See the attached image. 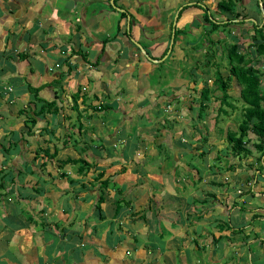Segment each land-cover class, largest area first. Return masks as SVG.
<instances>
[{
    "label": "crops",
    "instance_id": "1",
    "mask_svg": "<svg viewBox=\"0 0 264 264\" xmlns=\"http://www.w3.org/2000/svg\"><path fill=\"white\" fill-rule=\"evenodd\" d=\"M112 1L0 0V180L11 181L5 187L6 194L0 191V264L258 263L260 256L255 245L261 244L256 242L259 237L233 242L221 232H230L229 227L218 228V222L230 223L227 204L214 202L218 207L215 208L206 204L208 200L204 198L201 207L194 205L190 211L193 199L199 198L192 196L197 182L192 186L184 177L180 199L174 201V193L166 191L162 182L159 183L166 193L154 191L153 196L146 177L153 176L151 183L157 175L167 176L168 172L159 169L161 172L156 174L140 168L146 167L147 158L151 160L157 153L177 154L181 148L174 159L187 153L174 141L178 133L156 125L158 116L154 109L161 107L171 112L177 122L190 123L194 101L199 100L190 95V89H196L194 85L173 86L169 82L159 95L156 88L160 84L156 80H151L152 87L142 81L151 73L157 77L163 73L157 57L167 47V22L172 24L180 2L192 4L180 12L177 26L185 28L184 36L193 47L197 40L205 38L204 32L209 28L202 19L200 5L217 21L226 19L229 13L216 9L218 0H115L118 9L112 8ZM231 1V12L245 16L241 23L237 18L232 23L246 28L256 24L264 32V13L257 11L258 6L264 11V0H253L252 9H248V0ZM120 10H126L130 16L122 17ZM119 49L124 53L120 54ZM74 50L83 52L86 61ZM146 52L149 60L143 58ZM128 57L137 60L129 62ZM193 68L196 69L195 65ZM194 77L197 84L203 81H195ZM27 85L38 88L37 98L27 91ZM201 87H207L206 83L197 88ZM182 89L185 92L179 93ZM55 92L60 110L36 117L28 130L31 134H24L32 110L50 100ZM170 99L180 101L181 108L171 109ZM102 106L105 109L99 108ZM144 113L147 129L154 125L157 134L134 139L133 153L124 157V147H131L124 144L126 136L138 137L142 133H133L136 128L131 122L135 117L140 121ZM121 131L128 133L121 135ZM40 148H46L48 154L55 149L54 161L45 154L46 159L34 160V154L43 153ZM67 156H80L92 167L78 173L71 164L58 166L56 160ZM120 166H124V171L118 172ZM205 169L210 172V165ZM6 170L15 172L9 174ZM141 170L145 171L144 177L140 176ZM98 172L102 174L95 180ZM61 173L64 175L60 176ZM248 177L236 176L234 181L248 188L247 182L242 183ZM105 178L111 183L102 190L103 201L98 210L94 205L99 181ZM250 181L249 190L254 182ZM206 183L220 182L213 178L200 182L202 187ZM205 194L213 198L211 191ZM118 198L127 204H121L115 212L114 201ZM79 199L89 208L87 212L77 206ZM153 201L155 213L149 209L144 215L143 210L152 206ZM53 202H59V206H53ZM237 211L230 208L232 214ZM256 215L253 213V218ZM53 217L57 218L55 223L50 220ZM239 228L237 231L243 230ZM238 244L241 249L246 244L247 252L238 251ZM193 252L197 255L193 256ZM258 264H264V260Z\"/></svg>",
    "mask_w": 264,
    "mask_h": 264
},
{
    "label": "rangeland",
    "instance_id": "2",
    "mask_svg": "<svg viewBox=\"0 0 264 264\" xmlns=\"http://www.w3.org/2000/svg\"><path fill=\"white\" fill-rule=\"evenodd\" d=\"M253 0H248L247 5L248 9H252L255 7V4H252ZM86 2V1H85ZM187 2V1H186ZM182 2H180L181 4ZM113 8V6H112ZM114 8L118 9L116 7V3L114 2ZM176 8V7H175ZM256 9L254 11L256 12ZM122 10V9H121ZM120 10V11H121ZM187 10V9H186ZM119 11V12H120ZM257 11L260 14H263L264 11L258 6ZM185 12V10L183 11ZM224 12L222 11V14ZM229 15L232 16L233 13L229 12ZM235 19V18H234ZM232 19V22L233 20ZM161 20L164 22L165 18L162 16ZM230 22L229 26H224V30H219L217 28L215 31L212 32V35L215 36L217 39L221 40L218 44L215 45L214 52L212 53V56L208 57L209 54H206V51H203L204 49V42L202 40H197L196 41V47L193 46L189 40L188 37H185L186 31H183V34L177 35L174 39L171 38L170 35H166V43H167V50L165 54L159 59L161 60L158 65H161L163 73L162 75L159 74L157 77L155 73H151L148 76H146L145 81L143 83L147 86L152 87V81L154 80L157 81L158 85L156 88V91L159 95H161L162 90L165 88L166 83L171 82V84L174 86L176 84L182 85V87H187L190 84L195 86L196 89L193 90L194 94L192 96H195L198 93V90L200 85L203 83H206V86L208 87L209 94L208 98L206 101V107L203 110V112H200L199 115H197V109L198 106L196 105L195 101L199 103L200 99L197 101H194V110L195 112L192 113L191 117V122L185 123L184 121L180 120V122H177L175 120L174 115H172L171 112L169 111H163L161 107L155 108V115L158 116V123L160 124V128H166L167 130H170L171 132L178 133V136H176L174 141L178 144L184 147V151L187 153H182L179 155L178 154L182 151L180 148V151L177 154H166L164 155L163 153H157V155L154 156L153 159H148L145 161L146 167H140L142 169L147 168L146 171L152 172V173H158L161 172L160 170H166V173L168 172L167 176L165 175H157L156 180H153L151 183L150 181L152 180L151 177H146L147 181L149 184L152 185L151 187V192L153 196H155L154 191H158V193H166V191H172L175 195L174 201L177 199H180L181 197V189L184 186V182L182 177L187 179V181L194 186L195 182H197L196 186L194 187V193L193 197H199L198 199H193L191 206H189V210L192 211V207L196 205L197 207H201L205 202L202 199L208 200L206 204H211L215 208H218L215 203L222 202L224 204H227V207L235 208L238 210L237 212H234L233 214L230 212V208H228V214H229V219H230V224L233 227H241L242 231H236V232H229L225 233L224 231H221L223 235H227V237H231L230 241L233 242H239L241 241H248L252 237H259L257 238L256 242L261 243V244H256V250L259 252V262L261 263L264 260V194H261L264 192V171L263 168L260 165L259 161H256V157L258 156V151L254 150L250 145L252 139L247 142V146L251 148V151L249 154L246 155H235V157L230 158L229 154L226 151V141H225V132L229 130H234L236 127V124L240 117L242 116L241 112V105L242 102L240 101L238 97V88L239 86L235 83L234 80H232L229 84V88L227 89V93L234 98V101L229 102L234 106L230 107L227 105H222V108L225 109L226 113H216V109L219 106V101L216 99V97L220 96V91L217 89H214L212 85V79L215 76L216 70L219 71L221 75H225L226 71V61L224 58V52H225V44L226 42H236L238 44V47L241 52H245L247 56L250 59V65H252L258 76L260 77V87L261 90L264 91V55L259 54L254 46L246 48L247 50L244 49V46L250 42L248 39V34L249 32H252V28L249 27L246 28L245 26H240L238 23L236 27L234 23ZM240 22V21H237ZM168 27L170 28V21L167 22ZM241 23V22H240ZM190 26V24H189ZM222 27V25H220ZM220 27V28H221ZM237 28V30H236ZM250 29V31H249ZM200 30V28H198ZM232 30V32L230 31ZM245 30V31H244ZM171 31V29H170ZM224 42H223V41ZM141 45V44H140ZM168 46L170 47L168 49ZM143 50L146 47L145 45L140 46ZM224 47V49H223ZM118 49V48H117ZM120 54L124 53L123 49H119ZM81 56V54L79 53ZM205 55L207 56V61L209 62L208 65H203V61L205 59ZM145 59V57H143ZM122 59V57H120ZM139 64L135 63V68L138 67ZM195 65L196 69L193 68ZM167 69V70H165ZM158 70V69H157ZM190 72V73H189ZM195 73V74H194ZM194 75H197L194 77ZM194 77L195 81H200L203 80L202 82H199L198 84L194 82L192 79ZM141 79V78H140ZM152 80V81H151ZM193 82V83H192ZM190 85V86H191ZM170 86V85H169ZM166 86V87H169ZM213 88V89H212ZM191 90V89H190ZM179 93H183L185 91L179 90ZM150 92V89H149ZM188 92V91H187ZM186 95V94H185ZM198 98V97H196ZM169 107L172 108H181V102L180 101H172L170 99L168 101ZM166 105V102H163V106ZM166 108V106H165ZM190 111V110H189ZM180 112V109H179ZM163 115V116H162ZM146 115L144 113L143 117L138 121V117L134 118V122L132 121L131 124L135 126L136 130L134 132H139L140 135L138 137H134L132 135L131 137L126 136L124 139V144L125 145H130L131 147H124V157H128L133 153V148L134 144L136 143L134 139H138L139 137H148L150 138V133L151 134H157L156 129L154 125H150V127L147 129L148 125L146 123L145 119ZM27 125H29V122H26ZM128 128L127 123L125 124V129ZM130 132V128L128 129ZM146 132V133H145ZM126 131H121L120 134L127 135ZM132 133V134H133ZM196 137V138H195ZM183 139V140H180ZM146 141V140H145ZM22 140H20V143ZM145 143V142H144ZM174 147V146H172ZM175 148V147H174ZM39 152V151H38ZM41 152V151H40ZM170 153L173 152V148ZM133 155V154H132ZM219 155V159H216L215 157ZM21 156V155H20ZM173 156L177 157L176 159L173 158ZM228 156V157H227ZM147 157V156H146ZM46 159V157H43V153L41 156H37L34 158L36 161H41ZM179 160L178 164L177 161ZM51 162L54 161V159L50 160ZM127 161V160H126ZM176 161V162H175ZM229 161H232V164L234 166H231V168H227L228 170L224 169L226 165L229 163ZM234 162V163H233ZM189 168L192 172H187L185 168ZM166 169L165 168V166ZM207 165H210V172L205 169ZM231 165V164H230ZM43 166V165H42ZM149 166V167H147ZM163 166V168H161ZM156 167V168H155ZM171 167V168H170ZM213 167V168H212ZM219 168L217 170V168ZM139 168V169H140ZM44 169V168H43ZM160 169V170H159ZM9 174L11 172H15L14 170H6ZM44 172H47L44 170ZM187 172V173H186ZM22 173H20L21 175ZM145 171L141 170V175L144 177ZM187 174V175H186ZM193 175V178L192 176ZM236 176H242V177H247V180L242 181V183L245 185L247 182L248 188L244 187L239 183L238 181L235 183L234 177ZM199 177L200 181H197V178ZM49 177H46L48 179ZM191 178V180H190ZM214 179L217 182H220L218 185H212L206 183L204 187L200 184V182H203V180H209V179ZM226 178V180H223ZM102 180V179H101ZM130 180V179H128ZM158 180V181H157ZM253 184V187L251 190H249V182L251 181ZM2 184L0 186V191L3 192V194H6V186L11 184L10 180H4L2 179ZM10 181V182H9ZM14 181V180H13ZM171 184H170V182ZM233 181V182H232ZM108 183H111V180L107 181ZM142 182V180H141ZM159 182H162L165 187V190L162 189V184ZM5 183V184H4ZM56 182H52V184H55ZM174 183V184H173ZM239 183V184H238ZM98 186V193L101 192L103 193L102 189ZM189 189H191V186H189ZM206 191H211L213 194V198L209 199V197L205 194ZM254 192V194H253ZM257 194V195H255ZM159 195V194H158ZM258 196V197H257ZM150 199V196H149ZM154 199V198H151ZM53 199L49 200L48 203H50ZM44 203H47L46 200L42 199ZM82 200H77V206L81 207V209L84 210V212H87L89 208H85L83 204H81ZM89 201V200H88ZM87 201V202H88ZM91 202V201H90ZM22 203V201H20ZM89 203V202H88ZM87 203V204H88ZM221 203V204H222ZM52 204V203H51ZM179 204V203H178ZM121 205V204H120ZM53 206H59V202L54 203ZM124 206V205H123ZM181 206V205H179ZM205 206V205H204ZM78 207V208H79ZM197 207L195 208L197 210ZM133 208V206H132ZM91 209V208H90ZM152 209L155 213L156 211V206L154 204V201L152 202V206H149L147 209L143 210V213L146 212V210ZM153 213V214H154ZM253 213H255L256 217L253 218ZM242 214V218H240V215ZM144 215H147V213H144ZM213 216L214 213H213ZM212 216V217H213ZM210 216V219H212ZM222 218V217H219ZM51 222L55 223L57 221L56 217H53L50 219ZM45 222V219H43ZM209 225L212 226V221L209 222ZM58 232V231H57ZM45 233V232H44ZM111 236H109L110 238ZM226 237L221 236V239L225 240ZM260 240V241H258ZM221 242V240H219ZM224 243H230L228 241H224ZM240 246V247H239ZM238 251L242 250L243 253L247 252V245H243L241 249V245L238 244ZM251 246L250 248H252ZM237 249V248H236ZM240 249V250H239ZM71 251V250H69ZM261 253V254H260ZM197 255V252H193V256ZM238 261V259H236ZM258 263H253V264H258Z\"/></svg>",
    "mask_w": 264,
    "mask_h": 264
},
{
    "label": "trees",
    "instance_id": "3",
    "mask_svg": "<svg viewBox=\"0 0 264 264\" xmlns=\"http://www.w3.org/2000/svg\"><path fill=\"white\" fill-rule=\"evenodd\" d=\"M114 1H112V4H114ZM192 4L188 3H182L180 4V9L177 12L175 23H174V30H173V39L178 35L182 34L183 29L179 28L177 26V21L180 16V12L190 6ZM261 5L264 7V3H261ZM216 9L220 11L225 12H231V6L232 1L231 0H218L215 4ZM114 8V6H113ZM200 8L202 10V19L206 21L209 24V28L204 32L205 38L202 39V41L205 43L204 51H206L205 59L203 61V65H208L207 56H212V53L214 52V47L216 44H218L221 40L214 38L212 35V32L215 31L218 26L222 25L220 28L221 30H224V26H229V23L232 22L231 20L234 18L239 19L238 21L242 22L245 18L244 15H242L239 12H233L232 16H227L226 19L222 21H217L211 17H209L208 9L204 6L200 5ZM122 17H125L126 15H129L126 10H123L120 12ZM130 16V15H129ZM130 23L131 18L129 19ZM252 32L248 35V39L250 42L244 46V49L254 46L256 51L259 54L264 55V32L262 26H258L256 24H252L251 26ZM171 29V23L169 28V34ZM232 32V30H230ZM125 36L127 35L126 32H124ZM130 38H133L131 35ZM133 41V40H132ZM223 41V40H222ZM224 42V41H223ZM225 45V52H224V58L226 61V73L225 75H221L218 70H216L215 76L212 79V85L214 89H217L220 91V96L216 97V99L219 101V106L216 109V113H226L225 109L222 108V105L230 106L231 108L234 107L230 102L234 101V98L230 94L227 93V89L229 88V84L232 80L235 81V83L239 86L238 88V97L240 101L242 102L241 105V112L242 116L238 120L236 127L234 130H227L225 132V141H226V151L229 154V156L235 157V155H246L249 154L251 151V148L247 146V142H249L252 139L251 147L258 151V156L256 157V161L260 162L261 167L264 171V91L261 90L260 87V77L258 76L255 68L250 65V59L247 56L245 52H241L238 44L236 42H226ZM224 49V47H223ZM167 50V47H165L161 54L157 58H161ZM79 53V50H74L73 52ZM82 58L85 59V54L83 52H80ZM21 56V55H20ZM144 57L148 60L150 59V55L144 54ZM129 62H132V60L135 62L137 58H129ZM133 65H135L133 63ZM80 88H77V92L79 93ZM193 90L191 88V96L193 95ZM27 91L31 92L36 98L38 97L36 94L38 92V88L31 87L27 85ZM195 91V90H194ZM77 93L73 94L76 95ZM209 90L207 87H201L198 90V93L196 96L200 99L199 103L197 104L198 110L197 112H203V110L206 107V101L208 98ZM194 99V97L192 98ZM230 99V102H229ZM58 100L57 92L53 94V97L50 100L43 101L37 108H34L32 110V116L27 117V121L29 122V125L26 126V131L23 132L24 134H31V131H28L32 128L36 121V117L42 116L44 113H56L60 110L61 105H58V102H55ZM101 110L105 109L104 106L99 107ZM40 151L43 152V154L48 155L50 159L54 157L56 154L55 149L51 153L48 154V150L46 148H40ZM37 153V152H35ZM34 157H37L34 154ZM228 157V156H227ZM216 159H219V155L215 157ZM56 163L58 166L62 167L65 164H71L73 167H75L76 171L78 173H81L82 171H88L90 167H92L90 164H88L85 160H83L80 156H67L64 159H57ZM231 161L226 166V169L231 168ZM124 171V166H120L118 169V172ZM6 171L3 172V175ZM102 173L98 172L94 175V179L98 180V178L101 176ZM2 175V176H3ZM64 174L61 173L60 176H63ZM108 179L105 178L101 181H99V189L102 190L107 187ZM2 178L0 180V186L2 184ZM261 194H264L261 193ZM103 201V193L100 190V193L98 194V197L95 201V207L100 210L99 204ZM120 204H127L125 201H121L120 198L116 199L114 201L115 209L114 211L117 212L119 209ZM235 207V206H233ZM218 228L222 229L225 227H229L231 230H240V228H233L231 227V224L226 221L225 223H217Z\"/></svg>",
    "mask_w": 264,
    "mask_h": 264
},
{
    "label": "water",
    "instance_id": "4",
    "mask_svg": "<svg viewBox=\"0 0 264 264\" xmlns=\"http://www.w3.org/2000/svg\"><path fill=\"white\" fill-rule=\"evenodd\" d=\"M111 1V0H110ZM176 15H177V13H175L174 14V16H173V21H172V24H171V32H170V36H171V38L173 37V30H174V22H175V18H176ZM170 47L168 46V49H169Z\"/></svg>",
    "mask_w": 264,
    "mask_h": 264
}]
</instances>
